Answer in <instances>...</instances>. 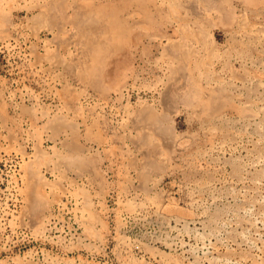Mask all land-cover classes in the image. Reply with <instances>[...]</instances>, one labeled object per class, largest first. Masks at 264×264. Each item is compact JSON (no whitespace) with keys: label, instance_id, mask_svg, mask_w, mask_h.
<instances>
[{"label":"rangeland","instance_id":"obj_1","mask_svg":"<svg viewBox=\"0 0 264 264\" xmlns=\"http://www.w3.org/2000/svg\"><path fill=\"white\" fill-rule=\"evenodd\" d=\"M0 264H264V0H0Z\"/></svg>","mask_w":264,"mask_h":264}]
</instances>
